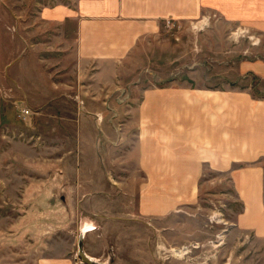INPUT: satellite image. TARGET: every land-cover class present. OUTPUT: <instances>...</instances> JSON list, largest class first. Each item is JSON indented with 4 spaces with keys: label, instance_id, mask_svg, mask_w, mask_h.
<instances>
[{
    "label": "rangeland",
    "instance_id": "obj_1",
    "mask_svg": "<svg viewBox=\"0 0 264 264\" xmlns=\"http://www.w3.org/2000/svg\"><path fill=\"white\" fill-rule=\"evenodd\" d=\"M74 1L0 0V264L15 263L22 248L31 255L41 244L29 242L49 226L59 231L57 251L74 249L82 220L106 240L85 236L90 264H264V237L235 227L243 204L228 172L206 166L190 203L161 217L139 213L153 180L140 161L141 117L128 110L156 86L263 95L264 80L243 61H264V33L214 11L167 20L106 84L76 68L72 34L42 19L47 8ZM115 103L120 142L112 149L115 132H101L99 117L105 112L110 124ZM77 251L76 263L88 264Z\"/></svg>",
    "mask_w": 264,
    "mask_h": 264
},
{
    "label": "crops",
    "instance_id": "obj_2",
    "mask_svg": "<svg viewBox=\"0 0 264 264\" xmlns=\"http://www.w3.org/2000/svg\"><path fill=\"white\" fill-rule=\"evenodd\" d=\"M74 3L51 6L44 10L42 19L61 27L63 37L68 32L72 34L76 68L87 72L91 79H107L103 81L106 84L114 83L123 63L139 49L140 42L157 36L167 20L197 21L214 11L226 20L242 22L249 32L264 33V0H75ZM243 70H253L264 80V61H243ZM128 110L141 117L137 124L144 136L145 155L140 161L147 177L153 180L148 191L141 194L138 210L142 216H166L194 200L195 187L208 166L221 173L228 172L234 181L243 204L235 227L264 237V94L258 96L250 88L235 91L156 86L144 91L139 105ZM119 111L120 106L115 103L110 124L104 122L105 112L99 117L101 132L107 126L115 132V140L113 134L109 144L112 149L119 148L120 125L113 119ZM98 144L102 147L101 140L96 143L99 152ZM44 190L56 192L52 188ZM80 224L81 233L74 249L70 246L57 251L59 231L49 226L38 235V242L36 239L29 242L33 246L41 244L38 249H31V255L26 257L23 248L20 249L13 264H77L74 257L77 250L82 261L93 263L91 254L85 252L89 260L82 257L81 242L87 235L98 234V227L90 229L86 220ZM70 232L68 229L67 233ZM97 236L106 242L103 235ZM35 250L46 253L36 255Z\"/></svg>",
    "mask_w": 264,
    "mask_h": 264
},
{
    "label": "water",
    "instance_id": "obj_3",
    "mask_svg": "<svg viewBox=\"0 0 264 264\" xmlns=\"http://www.w3.org/2000/svg\"><path fill=\"white\" fill-rule=\"evenodd\" d=\"M81 255H82V257L86 260V259H88V257H87V255H86V253L85 252H81ZM89 260V259H88Z\"/></svg>",
    "mask_w": 264,
    "mask_h": 264
},
{
    "label": "built area",
    "instance_id": "obj_4",
    "mask_svg": "<svg viewBox=\"0 0 264 264\" xmlns=\"http://www.w3.org/2000/svg\"><path fill=\"white\" fill-rule=\"evenodd\" d=\"M168 22L170 23L171 21L169 20ZM29 112H30L29 110L25 111L26 114H29Z\"/></svg>",
    "mask_w": 264,
    "mask_h": 264
}]
</instances>
